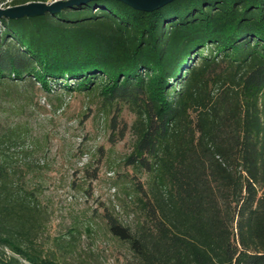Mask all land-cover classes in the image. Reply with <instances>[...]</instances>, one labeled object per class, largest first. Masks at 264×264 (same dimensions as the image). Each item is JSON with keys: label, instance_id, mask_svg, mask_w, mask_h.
Masks as SVG:
<instances>
[{"label": "trees", "instance_id": "trees-1", "mask_svg": "<svg viewBox=\"0 0 264 264\" xmlns=\"http://www.w3.org/2000/svg\"><path fill=\"white\" fill-rule=\"evenodd\" d=\"M36 1L50 0L0 7ZM39 92L98 96L135 115L125 164L146 176L141 216L130 226L102 215L126 264H264V0L149 12L91 0L0 17V264H95L77 249L79 230L55 248L40 241L45 211L16 154L40 147L28 113Z\"/></svg>", "mask_w": 264, "mask_h": 264}, {"label": "rangeland", "instance_id": "rangeland-1", "mask_svg": "<svg viewBox=\"0 0 264 264\" xmlns=\"http://www.w3.org/2000/svg\"><path fill=\"white\" fill-rule=\"evenodd\" d=\"M35 102L28 113L40 147L32 154H16L32 164L25 181L26 188L38 190L45 211L42 246L55 248V238L79 230L81 254L93 251L95 264H126L130 252L108 232L102 215L109 210L130 226L141 216L143 193L137 185H144L146 176L125 164L135 139L129 130L135 115L82 93L60 101L39 92Z\"/></svg>", "mask_w": 264, "mask_h": 264}, {"label": "water", "instance_id": "water-1", "mask_svg": "<svg viewBox=\"0 0 264 264\" xmlns=\"http://www.w3.org/2000/svg\"><path fill=\"white\" fill-rule=\"evenodd\" d=\"M91 0H50L47 2L36 1L17 6L0 7V17L18 19L22 17H36L45 13H57L65 7L84 3ZM126 3L136 10L153 11L173 0H118Z\"/></svg>", "mask_w": 264, "mask_h": 264}]
</instances>
